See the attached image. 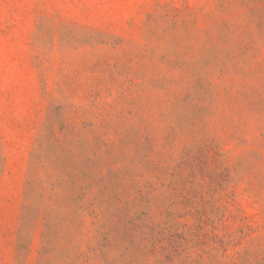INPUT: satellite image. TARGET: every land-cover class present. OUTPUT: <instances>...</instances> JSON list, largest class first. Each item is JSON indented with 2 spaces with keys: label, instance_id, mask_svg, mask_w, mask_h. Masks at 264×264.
I'll list each match as a JSON object with an SVG mask.
<instances>
[{
  "label": "rangeland",
  "instance_id": "1",
  "mask_svg": "<svg viewBox=\"0 0 264 264\" xmlns=\"http://www.w3.org/2000/svg\"><path fill=\"white\" fill-rule=\"evenodd\" d=\"M0 264H264V0H0Z\"/></svg>",
  "mask_w": 264,
  "mask_h": 264
}]
</instances>
